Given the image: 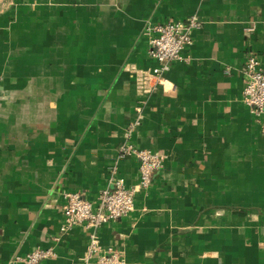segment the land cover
<instances>
[{
  "label": "crops",
  "instance_id": "obj_1",
  "mask_svg": "<svg viewBox=\"0 0 264 264\" xmlns=\"http://www.w3.org/2000/svg\"><path fill=\"white\" fill-rule=\"evenodd\" d=\"M203 21L187 60L144 91L148 23ZM264 55V0H0V264H82L89 231L55 243L64 191L97 202L113 167L128 186L131 141L164 154L127 216L100 228L126 264H264V129L241 98V68ZM140 108V110L138 109Z\"/></svg>",
  "mask_w": 264,
  "mask_h": 264
},
{
  "label": "built area",
  "instance_id": "obj_2",
  "mask_svg": "<svg viewBox=\"0 0 264 264\" xmlns=\"http://www.w3.org/2000/svg\"><path fill=\"white\" fill-rule=\"evenodd\" d=\"M203 21L197 14L184 20H168L148 23L143 34L148 41V55L155 62L151 69L143 70L140 84L144 91H152L162 84L164 75L175 62L187 60L185 50L193 43V31L202 26ZM243 89L242 101L247 105L264 129V55L250 53L241 68ZM140 110V108H138ZM141 123V114L131 122L124 133L125 140L119 146L120 156H134L138 159L139 178L134 186H128L122 177L117 176L113 167L110 181L112 187L103 188L97 202H92L80 191H64L61 203V225L55 243L68 235L76 225H83L89 231L88 251L80 259L82 264H126L120 250L108 247L102 251L100 228L111 221L127 217L135 208V196L146 191L153 182L155 174L162 169L163 153L136 146L130 139L134 128ZM56 247H36L31 251L16 255L15 262L39 264L56 257Z\"/></svg>",
  "mask_w": 264,
  "mask_h": 264
}]
</instances>
